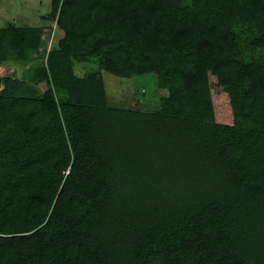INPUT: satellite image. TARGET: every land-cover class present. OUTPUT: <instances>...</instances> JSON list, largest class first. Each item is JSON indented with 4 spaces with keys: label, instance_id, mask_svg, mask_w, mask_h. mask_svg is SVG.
Segmentation results:
<instances>
[{
    "label": "trees",
    "instance_id": "1",
    "mask_svg": "<svg viewBox=\"0 0 264 264\" xmlns=\"http://www.w3.org/2000/svg\"><path fill=\"white\" fill-rule=\"evenodd\" d=\"M43 77L0 76V264H264V10L256 0H51ZM42 27L0 25V65ZM72 58L97 69L75 74ZM154 73L155 111L97 73ZM208 74L233 124L215 122Z\"/></svg>",
    "mask_w": 264,
    "mask_h": 264
},
{
    "label": "rangeland",
    "instance_id": "2",
    "mask_svg": "<svg viewBox=\"0 0 264 264\" xmlns=\"http://www.w3.org/2000/svg\"><path fill=\"white\" fill-rule=\"evenodd\" d=\"M264 10V0H256ZM51 0H0V25L13 22L19 26L42 27L41 38L46 43L36 54L33 61L24 64L4 62L0 65V76L16 75L28 81L41 79L39 90L46 88L43 77L44 58L48 49L59 47L63 31L58 23L49 16ZM76 75L83 76L97 69L94 61H79L72 58ZM97 80L104 85L106 100L110 107L155 111L159 108V100L167 96V92L157 86L154 73L131 78L119 77L106 71L97 73ZM210 85L213 118L218 124L232 125L233 113L228 97V90L221 86L212 74L207 76Z\"/></svg>",
    "mask_w": 264,
    "mask_h": 264
},
{
    "label": "clouds",
    "instance_id": "3",
    "mask_svg": "<svg viewBox=\"0 0 264 264\" xmlns=\"http://www.w3.org/2000/svg\"><path fill=\"white\" fill-rule=\"evenodd\" d=\"M57 22V20H55Z\"/></svg>",
    "mask_w": 264,
    "mask_h": 264
}]
</instances>
